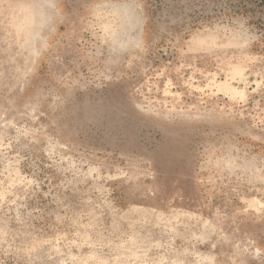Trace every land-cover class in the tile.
I'll return each mask as SVG.
<instances>
[{
  "label": "rangeland",
  "instance_id": "rangeland-1",
  "mask_svg": "<svg viewBox=\"0 0 264 264\" xmlns=\"http://www.w3.org/2000/svg\"><path fill=\"white\" fill-rule=\"evenodd\" d=\"M0 264H264V0H0Z\"/></svg>",
  "mask_w": 264,
  "mask_h": 264
}]
</instances>
